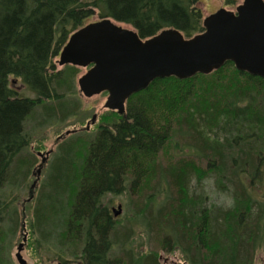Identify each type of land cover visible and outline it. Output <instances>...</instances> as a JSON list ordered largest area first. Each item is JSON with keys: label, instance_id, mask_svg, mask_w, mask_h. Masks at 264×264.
<instances>
[{"label": "trees", "instance_id": "16d2710c", "mask_svg": "<svg viewBox=\"0 0 264 264\" xmlns=\"http://www.w3.org/2000/svg\"><path fill=\"white\" fill-rule=\"evenodd\" d=\"M198 2L0 0V224L7 234L20 227L13 195L36 162L26 152L28 121L79 112L69 102L77 70H55L52 62L68 36L95 8L97 19L129 24L141 38L167 28L190 37L203 30ZM110 115L85 147L73 135L58 144L33 207L38 243L79 253L82 264H160L156 251L130 248L131 227L115 224L103 203L107 194H128L146 235L166 253L189 264H253L264 246V77L227 61L208 74L156 78L127 98L124 114ZM206 174L230 193L229 206L208 204L196 191L192 180Z\"/></svg>", "mask_w": 264, "mask_h": 264}, {"label": "water", "instance_id": "95a60500", "mask_svg": "<svg viewBox=\"0 0 264 264\" xmlns=\"http://www.w3.org/2000/svg\"><path fill=\"white\" fill-rule=\"evenodd\" d=\"M202 27L190 37L167 28L141 38L134 29L105 17L75 30L57 62L90 65L77 79L79 90L85 97L106 92L104 108L118 114L124 112L127 98L156 78L208 74L227 61L239 71L264 77V0H243L234 10L221 7L202 19ZM119 212L120 206L114 214ZM21 249L19 244L15 256L25 264Z\"/></svg>", "mask_w": 264, "mask_h": 264}, {"label": "rangeland", "instance_id": "374dc122", "mask_svg": "<svg viewBox=\"0 0 264 264\" xmlns=\"http://www.w3.org/2000/svg\"><path fill=\"white\" fill-rule=\"evenodd\" d=\"M242 1L243 0H199L197 5L202 16L205 17L221 7L234 10ZM96 11L97 10L93 8L92 14L85 21L90 22L97 19ZM117 24L125 28L131 27L129 24L122 22H117ZM57 60L58 56L52 58L54 69H64L66 73H68L67 71H69V69L64 68L67 65L59 66ZM74 67L77 71L73 74L74 76L70 77V82H72L73 85V94H70L71 98H69V102L78 105V114L66 117L63 120H55L57 117H54L47 123L42 122L43 118H39L42 117L41 115L33 118L27 123V129L31 140L26 147V152L33 154L36 162L29 168L30 172L27 176L26 183L22 185V188H20V190L17 191L18 193L13 197L14 201L12 206L17 210L20 223L18 231L11 237L2 229V224L0 225V231H3V234H0V264H19L15 257L16 247L19 242L25 243L21 253L26 260V264H56L55 259H48L47 257L49 256L52 258L56 253H62L66 259H75L79 255V253L76 255H69L70 253L65 251L67 248L64 246H61L60 252L52 249L40 248L41 245L38 244L37 237L33 234V228L31 227L34 218L33 207L35 205V200L39 195L38 191L41 185L45 183L47 166L53 158V154H57L58 152L56 151L58 144L61 143L62 140L69 139V137L73 135L74 140L77 141L76 143L80 144L81 147H85L88 140L95 136L97 129L101 125L111 122L115 117V115H110L111 110L104 108V102L106 100V95L104 93L91 97H85L81 94L76 79L83 74L86 69ZM72 77L74 80H72ZM93 115H95V119L94 122H91ZM87 123H89L88 127H86ZM169 146L170 145L165 146L164 152L168 151ZM48 151L51 152L48 153ZM37 152H40L41 155H38ZM169 152L171 153V150L168 151V153ZM161 158H164L163 153ZM42 159L44 162L41 161ZM38 169H41L39 173H37ZM34 181V188L29 190L30 185L33 184ZM192 185H195L197 192L205 196L208 204H213L221 208L231 204L232 200L230 193L217 188L212 175L206 174L199 183L192 180ZM28 196H30L29 200L27 199ZM103 198V203L107 206L110 213L113 209L117 210V207L120 206V212L117 216H114L113 219L117 225L131 227V242L129 246L136 254L152 250L157 252L160 264H189L175 251L166 253L160 248L157 240L152 238V236L149 237L146 235L141 216L136 214L134 208L131 206L132 202L136 201V198L131 200V202L128 198V194H107ZM158 200L159 203L162 201L160 195L158 196ZM159 203L157 205H159ZM65 252L69 254L65 255ZM253 264H264V246L261 245L256 249L253 257Z\"/></svg>", "mask_w": 264, "mask_h": 264}, {"label": "flooded vegetation", "instance_id": "af4514ba", "mask_svg": "<svg viewBox=\"0 0 264 264\" xmlns=\"http://www.w3.org/2000/svg\"><path fill=\"white\" fill-rule=\"evenodd\" d=\"M37 173H39V172H37ZM30 195V194H29ZM29 198H30V196H28V200H29ZM12 236H14V234L12 235ZM11 236V237H12ZM19 244H22V249H21V252H22V250L24 249V245H25V243H23V242H19L18 243V245ZM38 244H40V243H38ZM18 245H17V247H16V252H17V248H18ZM41 245V244H40ZM40 248H44V249H46L45 247H43L42 245H41V247ZM15 255H16V253H15ZM47 256V255H46ZM48 257V259L50 258V259H55L56 260V264H82V260L80 259V257L79 258H75V259H70V258H65L63 255H62V253H56L54 256H52V258L51 257H49V256H47ZM25 260V259H24ZM25 264H26V260H25Z\"/></svg>", "mask_w": 264, "mask_h": 264}, {"label": "bare ground", "instance_id": "6f19581e", "mask_svg": "<svg viewBox=\"0 0 264 264\" xmlns=\"http://www.w3.org/2000/svg\"><path fill=\"white\" fill-rule=\"evenodd\" d=\"M37 154L38 155H41V153L40 152H37ZM42 161V160H41ZM42 168V167H41ZM34 186H35V181L33 182V184H31L30 185V189L29 190H31L32 188H34ZM17 194V193H16ZM16 194H14L13 195V197L16 195ZM13 201H14V198H13ZM13 203V202H12ZM117 209H118V207H117ZM114 210H116V209H113L112 211H113V213H112V211H111V215H113L112 217H114V216H117V215H115L114 214ZM10 213H12L11 211H9ZM7 218V217H6ZM6 222H8V219L7 220H5ZM5 221H4V223H5ZM3 224V223H2ZM1 225V224H0ZM7 234V233H6ZM8 235V234H7ZM60 248H61V246H55V247H51V248H49V249H52V250H56V251H59L60 252ZM79 257H81V254H79L78 255V257L77 258H79ZM81 259V258H80Z\"/></svg>", "mask_w": 264, "mask_h": 264}]
</instances>
